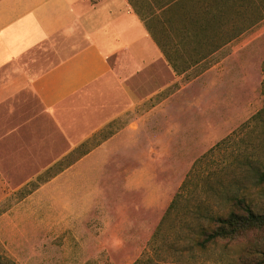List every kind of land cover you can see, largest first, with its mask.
Instances as JSON below:
<instances>
[{
  "label": "crops",
  "instance_id": "obj_1",
  "mask_svg": "<svg viewBox=\"0 0 264 264\" xmlns=\"http://www.w3.org/2000/svg\"><path fill=\"white\" fill-rule=\"evenodd\" d=\"M236 11L218 0H0V207L27 190L0 213L123 214L118 201L128 210L133 197L147 210L163 195V151L210 149L219 112L242 109L220 89L242 84L262 33L243 36L264 20L243 30Z\"/></svg>",
  "mask_w": 264,
  "mask_h": 264
},
{
  "label": "rangeland",
  "instance_id": "obj_2",
  "mask_svg": "<svg viewBox=\"0 0 264 264\" xmlns=\"http://www.w3.org/2000/svg\"><path fill=\"white\" fill-rule=\"evenodd\" d=\"M255 33H262L260 52L257 57H245L248 65H243L242 84L236 87L224 78L220 89L221 93L233 92L242 109L238 106L237 115L230 116L229 109L219 112L224 118L218 129L214 124L210 149L163 151L158 164L163 172L157 174L163 195L157 200L149 196L147 210L136 208L140 199L133 197L128 210L125 200L118 201L125 208L123 214H45L33 212L43 208H33L32 202L38 199L30 200L27 204L33 213L24 209L16 214L0 213V264H264V231L198 249L193 245L197 223L185 215L190 210L186 197L175 212L165 215L187 178L188 192L201 199L218 195L221 200L212 203L215 210L227 196L243 195L255 212L264 213V189L257 184L258 174H264V22L242 40ZM234 66L227 65L226 72L232 73ZM204 70L200 65L194 72ZM219 113L212 118L217 124L222 117ZM26 193L8 199L0 211L9 209L12 201L22 202ZM159 204L164 206L162 211Z\"/></svg>",
  "mask_w": 264,
  "mask_h": 264
},
{
  "label": "trees",
  "instance_id": "obj_3",
  "mask_svg": "<svg viewBox=\"0 0 264 264\" xmlns=\"http://www.w3.org/2000/svg\"><path fill=\"white\" fill-rule=\"evenodd\" d=\"M218 1L223 8L230 9L233 7V9H237L236 15L242 23L243 30H247L264 20V0ZM262 111L264 112V110ZM188 181V178L183 181L165 215L168 216L175 212L180 202L186 197L190 210L185 212V215L188 220L191 219L197 223L193 239L195 248L205 249L207 246L218 242H235L253 233L264 231V213L255 212L251 202L245 196H227L223 206L215 210L212 203L221 200L218 195L211 193L215 200L211 195L201 199L196 193L188 192ZM257 184L264 189L263 173L258 174ZM203 187L205 186L203 185ZM210 188L207 187L208 190ZM210 199H212L211 203H209ZM188 224L190 225V223H186L187 227Z\"/></svg>",
  "mask_w": 264,
  "mask_h": 264
}]
</instances>
